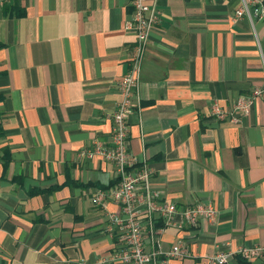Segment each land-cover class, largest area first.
<instances>
[{"label": "crops", "instance_id": "1", "mask_svg": "<svg viewBox=\"0 0 264 264\" xmlns=\"http://www.w3.org/2000/svg\"><path fill=\"white\" fill-rule=\"evenodd\" d=\"M239 0H156L132 110L128 150L151 169L150 187L178 209L211 203L209 221L166 226L161 249L182 236L211 264L217 249L264 244V91L238 121L211 103L264 89V19H234ZM129 0L0 2V264H97L113 249L105 226L117 206L93 205L114 167L79 153L109 144L117 81L134 40ZM175 221H180L179 216ZM231 264H264V254Z\"/></svg>", "mask_w": 264, "mask_h": 264}, {"label": "built area", "instance_id": "2", "mask_svg": "<svg viewBox=\"0 0 264 264\" xmlns=\"http://www.w3.org/2000/svg\"><path fill=\"white\" fill-rule=\"evenodd\" d=\"M156 0H129L130 13L124 21V29L134 34L126 71L117 81L119 100L111 113L109 144L94 140L92 145L80 151V155L90 158L98 156L114 167V180L106 188L95 189L90 197L93 205L101 206L110 201L117 211L109 213L105 230L114 236L112 251L101 256L97 264H170L172 259L186 257L189 250L182 236L163 250L160 235L166 226L177 229L194 226L196 222L209 221L215 215L211 203L196 202L178 209L174 203L159 199L158 192L150 187L151 169L145 164H136V159L128 150L127 116L132 110L131 99L136 94L140 66L149 33L158 22L159 13ZM1 2V0H0ZM233 18L247 17L264 19V0H239L233 10ZM264 69V55H261ZM264 89L254 88L249 95L236 98L228 111L215 103L209 107L210 114L217 119L238 121V114L247 113L255 96ZM179 216L180 221H175ZM264 254V244L240 246L234 251L217 249L205 257L211 264H231L234 256L251 259Z\"/></svg>", "mask_w": 264, "mask_h": 264}, {"label": "trees", "instance_id": "3", "mask_svg": "<svg viewBox=\"0 0 264 264\" xmlns=\"http://www.w3.org/2000/svg\"><path fill=\"white\" fill-rule=\"evenodd\" d=\"M0 47H1V43H0ZM2 136V131L0 129V137ZM9 162V154L8 151L5 147H1L0 148V164H1V169L2 172L5 169L7 163Z\"/></svg>", "mask_w": 264, "mask_h": 264}]
</instances>
